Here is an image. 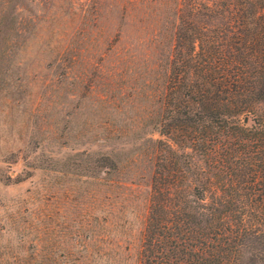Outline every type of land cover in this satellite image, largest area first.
I'll use <instances>...</instances> for the list:
<instances>
[{
    "label": "rangeland",
    "instance_id": "obj_1",
    "mask_svg": "<svg viewBox=\"0 0 264 264\" xmlns=\"http://www.w3.org/2000/svg\"><path fill=\"white\" fill-rule=\"evenodd\" d=\"M183 4L0 0V264H140Z\"/></svg>",
    "mask_w": 264,
    "mask_h": 264
},
{
    "label": "trees",
    "instance_id": "obj_2",
    "mask_svg": "<svg viewBox=\"0 0 264 264\" xmlns=\"http://www.w3.org/2000/svg\"><path fill=\"white\" fill-rule=\"evenodd\" d=\"M159 134L140 264H264V0H184Z\"/></svg>",
    "mask_w": 264,
    "mask_h": 264
}]
</instances>
